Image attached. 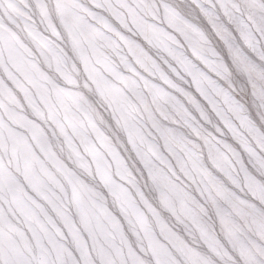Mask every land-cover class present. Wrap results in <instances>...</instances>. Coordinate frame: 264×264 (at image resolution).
Masks as SVG:
<instances>
[{
    "label": "snow or ice",
    "instance_id": "6c2138e0",
    "mask_svg": "<svg viewBox=\"0 0 264 264\" xmlns=\"http://www.w3.org/2000/svg\"><path fill=\"white\" fill-rule=\"evenodd\" d=\"M0 264H264V0H0Z\"/></svg>",
    "mask_w": 264,
    "mask_h": 264
}]
</instances>
